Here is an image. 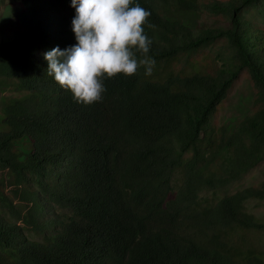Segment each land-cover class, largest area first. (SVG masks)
Returning a JSON list of instances; mask_svg holds the SVG:
<instances>
[{"label":"trees","instance_id":"trees-1","mask_svg":"<svg viewBox=\"0 0 264 264\" xmlns=\"http://www.w3.org/2000/svg\"><path fill=\"white\" fill-rule=\"evenodd\" d=\"M133 3L152 73L105 78L91 105L46 74L76 43L71 0H14L0 22V264H264V181L230 192L264 161V0ZM241 74L250 111L229 129Z\"/></svg>","mask_w":264,"mask_h":264},{"label":"clouds","instance_id":"clouds-1","mask_svg":"<svg viewBox=\"0 0 264 264\" xmlns=\"http://www.w3.org/2000/svg\"><path fill=\"white\" fill-rule=\"evenodd\" d=\"M71 7L76 10L75 45L54 48L43 57L46 74L76 103L101 102L105 78L131 77L141 66L145 75H151L155 60L148 55L152 40L144 28L151 15L148 10L133 0H71Z\"/></svg>","mask_w":264,"mask_h":264},{"label":"rangeland","instance_id":"rangeland-1","mask_svg":"<svg viewBox=\"0 0 264 264\" xmlns=\"http://www.w3.org/2000/svg\"><path fill=\"white\" fill-rule=\"evenodd\" d=\"M14 0H0V22H9L14 10L11 7V3ZM264 11L263 6H259L255 11L257 16L256 21L259 23L260 15ZM264 13V12H263ZM262 13V14H263ZM182 18L185 15H180ZM186 24L192 28H199L200 26H224L220 22H203L196 15H190L185 18ZM14 34L10 28H5L0 31V42L11 41L14 39ZM252 98L251 85L245 74H241L240 77L234 82L232 88L229 90L227 98L222 105V108L217 117L218 123H223L227 128L231 129L249 114L250 104ZM264 181V161L258 164L252 171L245 175L242 180L231 186L230 192H234L237 189L255 186ZM249 211L255 214L257 217L264 220V205L258 202H252L248 206ZM264 238V237H262Z\"/></svg>","mask_w":264,"mask_h":264}]
</instances>
